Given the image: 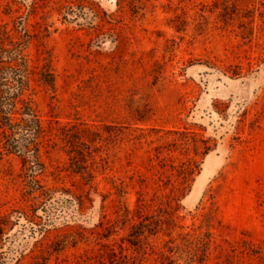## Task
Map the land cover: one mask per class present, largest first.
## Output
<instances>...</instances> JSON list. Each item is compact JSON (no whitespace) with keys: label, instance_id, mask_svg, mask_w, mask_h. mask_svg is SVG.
<instances>
[{"label":"rangeland","instance_id":"374dc122","mask_svg":"<svg viewBox=\"0 0 264 264\" xmlns=\"http://www.w3.org/2000/svg\"><path fill=\"white\" fill-rule=\"evenodd\" d=\"M20 18L38 178L100 221L49 227L18 264H163L204 241L202 264H264V0H0L2 44ZM2 130L0 219L40 201Z\"/></svg>","mask_w":264,"mask_h":264},{"label":"trees","instance_id":"16d2710c","mask_svg":"<svg viewBox=\"0 0 264 264\" xmlns=\"http://www.w3.org/2000/svg\"><path fill=\"white\" fill-rule=\"evenodd\" d=\"M23 23V19L20 18L16 24L18 41L9 46L0 41V127L3 129L5 150L22 160L24 177L29 187L28 193L37 194L32 197H39L40 201L29 213L15 210L10 216L0 219V264H18L20 258L49 227L76 223L84 228L94 225L98 219L100 221L99 210L94 206L92 199L91 210L82 213L80 195L66 188L46 187L38 178L44 168L39 154L42 125L32 104L21 98L28 85L29 74L25 54L29 40ZM175 28L179 31L177 26ZM40 75L42 81L53 90L54 80L49 64L42 66ZM69 145L70 148L67 150L69 166L74 172L82 174L86 183L92 184L94 176L91 165L95 162L92 161V157L88 158L89 147L82 148L71 142ZM89 195L88 193L87 197ZM135 233L140 235L142 231L137 230ZM204 236L207 239L208 234ZM197 247V243H192L186 253L185 250L179 249V253L183 255L178 256L179 261L166 258L163 264H202L206 256V241L202 244L200 255Z\"/></svg>","mask_w":264,"mask_h":264}]
</instances>
